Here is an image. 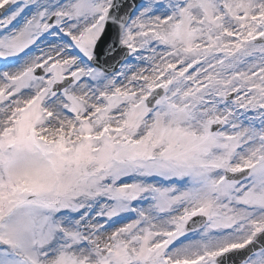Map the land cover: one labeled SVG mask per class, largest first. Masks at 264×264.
<instances>
[{
    "label": "snow or ice",
    "instance_id": "1",
    "mask_svg": "<svg viewBox=\"0 0 264 264\" xmlns=\"http://www.w3.org/2000/svg\"><path fill=\"white\" fill-rule=\"evenodd\" d=\"M0 264H264V0H0Z\"/></svg>",
    "mask_w": 264,
    "mask_h": 264
}]
</instances>
